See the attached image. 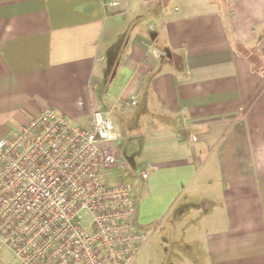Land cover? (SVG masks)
Returning <instances> with one entry per match:
<instances>
[{
  "label": "crops",
  "instance_id": "obj_1",
  "mask_svg": "<svg viewBox=\"0 0 264 264\" xmlns=\"http://www.w3.org/2000/svg\"><path fill=\"white\" fill-rule=\"evenodd\" d=\"M43 107L124 136L130 264H264V0H0V139Z\"/></svg>",
  "mask_w": 264,
  "mask_h": 264
},
{
  "label": "built area",
  "instance_id": "obj_2",
  "mask_svg": "<svg viewBox=\"0 0 264 264\" xmlns=\"http://www.w3.org/2000/svg\"><path fill=\"white\" fill-rule=\"evenodd\" d=\"M123 138L98 107L86 125L43 107L0 139V264H130L147 236L133 184L107 180Z\"/></svg>",
  "mask_w": 264,
  "mask_h": 264
},
{
  "label": "rangeland",
  "instance_id": "obj_3",
  "mask_svg": "<svg viewBox=\"0 0 264 264\" xmlns=\"http://www.w3.org/2000/svg\"><path fill=\"white\" fill-rule=\"evenodd\" d=\"M117 174H119V172H117ZM116 176V171H112L111 173H110V175L108 176V178H107V180L109 181V182H112L113 180H115V177ZM6 262H7V260H5Z\"/></svg>",
  "mask_w": 264,
  "mask_h": 264
}]
</instances>
